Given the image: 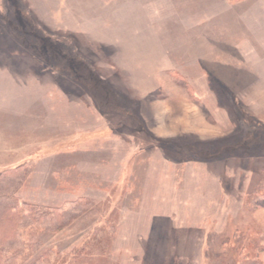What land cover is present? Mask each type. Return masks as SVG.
<instances>
[{
  "label": "rangeland",
  "instance_id": "374dc122",
  "mask_svg": "<svg viewBox=\"0 0 264 264\" xmlns=\"http://www.w3.org/2000/svg\"><path fill=\"white\" fill-rule=\"evenodd\" d=\"M0 264H264V0H0Z\"/></svg>",
  "mask_w": 264,
  "mask_h": 264
},
{
  "label": "trees",
  "instance_id": "16d2710c",
  "mask_svg": "<svg viewBox=\"0 0 264 264\" xmlns=\"http://www.w3.org/2000/svg\"><path fill=\"white\" fill-rule=\"evenodd\" d=\"M25 13H26L27 15H29V12L26 11Z\"/></svg>",
  "mask_w": 264,
  "mask_h": 264
}]
</instances>
